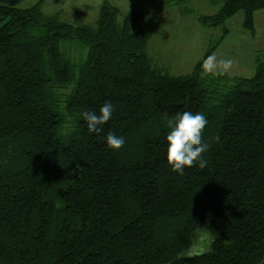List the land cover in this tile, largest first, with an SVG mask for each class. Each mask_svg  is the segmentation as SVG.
Listing matches in <instances>:
<instances>
[{"label": "trees", "instance_id": "obj_1", "mask_svg": "<svg viewBox=\"0 0 264 264\" xmlns=\"http://www.w3.org/2000/svg\"><path fill=\"white\" fill-rule=\"evenodd\" d=\"M21 1L0 0V264H264V48L250 78L206 76L222 28L189 74L170 76L147 58L148 11L119 21L104 2L93 25H73ZM189 2L165 5L191 14ZM210 4L197 23L242 12L250 34L264 9ZM109 101L111 119L90 133L83 114ZM185 111L206 116L210 147L205 168L179 175L166 138ZM198 232L209 249L184 256Z\"/></svg>", "mask_w": 264, "mask_h": 264}, {"label": "rangeland", "instance_id": "obj_2", "mask_svg": "<svg viewBox=\"0 0 264 264\" xmlns=\"http://www.w3.org/2000/svg\"><path fill=\"white\" fill-rule=\"evenodd\" d=\"M40 1L43 15L57 14L60 22L73 25H93L104 2L119 9V21L131 7L135 6L138 11H148L149 16L140 22L142 29L152 31L146 45L147 58L153 67L170 76L189 74L195 63L203 58L207 48L221 36L222 28H226L228 32L214 53L218 58H230L234 61L228 75L250 78L255 70L254 58L260 52H254L258 47L252 37L255 33L250 34L242 26V12L225 20L223 26L214 28L204 27L196 22L197 16L216 12L217 6H212L210 0H190L188 8L193 12L191 14L183 12L180 6H166L167 0H22L17 7L29 8ZM258 24L264 32V15L258 19ZM73 51V56H77L78 52ZM200 232L195 235L194 243L184 256L198 255L209 249V239L206 243L198 242L201 240ZM197 244L199 246L195 247Z\"/></svg>", "mask_w": 264, "mask_h": 264}, {"label": "clouds", "instance_id": "obj_3", "mask_svg": "<svg viewBox=\"0 0 264 264\" xmlns=\"http://www.w3.org/2000/svg\"><path fill=\"white\" fill-rule=\"evenodd\" d=\"M234 61L230 58H218L216 53L208 55L203 61V72L206 76L228 75L231 73ZM113 104L105 102L99 113L86 111L83 114L90 133L100 134L103 125L112 117ZM207 118L202 113L185 111L177 114L174 120L169 122V133L167 135V163L172 172L184 175L186 168L199 166L203 169L207 161L202 158L203 153L208 151L210 145L204 141V130L207 126ZM219 141V137H216ZM125 140L121 136L109 132L106 136V144L109 149L119 150L123 147Z\"/></svg>", "mask_w": 264, "mask_h": 264}, {"label": "crops", "instance_id": "obj_4", "mask_svg": "<svg viewBox=\"0 0 264 264\" xmlns=\"http://www.w3.org/2000/svg\"><path fill=\"white\" fill-rule=\"evenodd\" d=\"M264 15V10H259L254 14V25H255V34L252 36L253 40H255V44H258V47L254 49V52L260 51L261 49L264 48V45H262L261 40H264V32L262 31L260 25L258 24V19L263 17ZM261 41V42H260Z\"/></svg>", "mask_w": 264, "mask_h": 264}]
</instances>
